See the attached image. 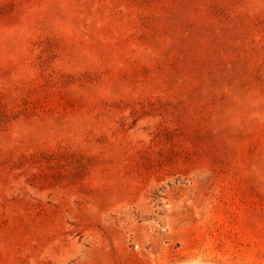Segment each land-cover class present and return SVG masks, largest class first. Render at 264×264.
I'll use <instances>...</instances> for the list:
<instances>
[{"label": "rangeland", "instance_id": "rangeland-1", "mask_svg": "<svg viewBox=\"0 0 264 264\" xmlns=\"http://www.w3.org/2000/svg\"><path fill=\"white\" fill-rule=\"evenodd\" d=\"M0 264H264V0H0Z\"/></svg>", "mask_w": 264, "mask_h": 264}]
</instances>
